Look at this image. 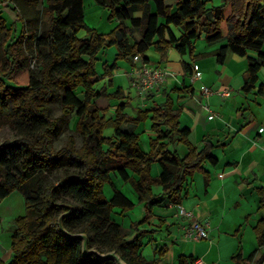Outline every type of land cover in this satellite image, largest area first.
<instances>
[{
  "label": "trees",
  "instance_id": "1",
  "mask_svg": "<svg viewBox=\"0 0 264 264\" xmlns=\"http://www.w3.org/2000/svg\"><path fill=\"white\" fill-rule=\"evenodd\" d=\"M5 1L0 0V8L10 10L14 25L8 27L0 13V127L8 125L17 137L0 142V199L21 190L25 213L12 218V258L0 264H114L94 254L84 256L82 238L69 236L78 233L86 236L88 249L115 250L126 264H156V259L147 260L140 251L144 230L137 228V222L130 223L136 235L127 239L122 226L111 217L114 207L123 212L133 207V202L114 187L111 172L130 182L138 200L147 203L146 219L151 208L166 196L175 205L181 203L186 178L201 171L206 162L217 163L211 153L215 144L207 137L200 148L191 144L190 129L181 127L180 109H174L166 92L164 101L139 108L135 115L126 111L129 102L124 100L116 105L113 115L107 116V109L97 101L102 97L123 98V89L117 86L107 93L95 84L106 78V86L113 85L119 59L133 64V57L138 55L148 63L144 53L149 48L159 54L160 61L167 59L171 48L193 58L194 44L202 36L208 44L224 38L221 26L225 22V43L215 50L216 61L223 63L228 51L246 57L241 89L249 94L258 86V93L264 95V82L257 85L259 71L264 68V0H222L213 6L207 5L211 0H95L109 9V19L118 21L108 33H98L85 24L84 0H45L41 7L40 0ZM227 7L230 10L226 15ZM18 20L22 21L19 34ZM82 28L87 29L88 36L77 35ZM110 46L116 47L114 60L103 63L99 76L97 54ZM252 50L256 54H250ZM31 60H35V68L30 66ZM181 66L184 72L190 71L187 62L182 61ZM56 87L62 94L60 114L54 117L50 115V103ZM79 87L83 89L82 98L75 92ZM145 98L152 100L154 95L149 91ZM72 113L77 117L74 130L82 135L80 146L69 134L64 144L54 148L59 125ZM147 119L156 136L149 139L146 152L139 145V134L123 126ZM109 126L113 133L106 136L104 130ZM178 144L186 146L184 155L175 149ZM12 148L15 153L3 155ZM154 162L161 167L157 176L151 174ZM65 164L74 170L48 178ZM207 181L205 174V185ZM106 182L113 189L110 199L103 192ZM153 185H160L162 193L154 194ZM256 192L258 208L264 209V186ZM253 231L257 248L244 259L240 253L233 256L234 262L253 260L258 251L255 263L264 262V217L257 220ZM166 251L163 245L156 252ZM194 261L184 254L177 257V264Z\"/></svg>",
  "mask_w": 264,
  "mask_h": 264
},
{
  "label": "crops",
  "instance_id": "2",
  "mask_svg": "<svg viewBox=\"0 0 264 264\" xmlns=\"http://www.w3.org/2000/svg\"><path fill=\"white\" fill-rule=\"evenodd\" d=\"M201 38L194 44L195 55L193 58L187 53L181 55L174 48L169 49L165 61H160L156 51H154V57H151L148 54L151 48L144 53L145 57L149 59L148 63L164 67L172 72L163 85L151 90L154 95L152 100H147L144 97L138 98L134 90L133 95L136 98L129 100L125 89L122 88L124 97L114 98L108 103L110 105L108 113H114L117 104L128 100L131 109L129 111L126 108V111L135 115L139 108H150L154 103L164 101V92H166L173 100L174 109H180L181 127L190 129L188 139L191 144L200 148L204 137L215 144L211 153L217 158V163L215 165L209 162L204 163L201 171L195 172L193 176L187 177L185 180L181 203L192 212V216H180L176 205L166 196L160 204L151 208L150 215L144 219L147 203L138 200L136 192L127 184L128 182L122 183L123 188L119 186V182L115 183L116 173L114 176L111 174V180L114 187L133 202V207L139 204L140 212H137L136 215L134 212L130 219L131 222H137L138 229L153 230L152 233L142 234V236L148 237L151 247L154 248V253L156 248L158 250L164 244L167 248L166 255L171 254L169 261L164 263L161 261L157 264H177L176 258L181 254L192 256L195 259L201 258L202 264L253 263L258 258L260 251L253 260L245 259L240 263L234 262L233 256L240 253L241 259H244L257 248L253 226L258 219L264 217V209L258 208L259 196L256 192L258 187L264 186V120L262 122L256 120V109L264 105V95L258 93L257 86L249 94H245L241 89L248 65L246 57L233 54L229 56V53L232 52L228 51L225 61L218 63L214 52L225 43V39L208 44ZM206 59L213 64L214 74L213 71L211 74V71L205 70L207 69L204 66ZM228 59L231 60L230 64H233L234 67H228ZM182 61L189 64V72L183 71ZM193 63H196L202 71L201 77L194 80L190 77ZM132 67L133 64L130 63L124 71L127 85L131 79ZM262 69L264 68L259 71L261 75L264 73ZM116 77L113 72V85L106 86L107 93L113 92L117 86H120L117 85ZM101 79L107 85V79ZM203 85L214 90V93L205 97L201 92ZM221 88H228L229 94L220 95L217 90ZM130 89L132 90V88ZM205 104L208 108L205 107ZM130 129L139 134V145L143 151L147 152L149 139L156 136V133L151 129V121L147 119L138 125H133ZM175 149L181 155L187 151L186 146L182 144L176 145ZM160 172V165L157 162L152 163L151 174L157 176ZM130 174L137 178L133 172L130 171ZM205 174L208 176L207 185L204 182ZM152 191L159 195L162 193V188L160 185H153ZM103 192L107 199L113 195V191L107 190L104 186ZM117 208L120 209V207L113 208L111 217L122 226L127 234V239H132L136 234L134 230L130 229L125 217L120 221L112 215ZM135 208L137 209V207ZM128 213L129 210L122 214L125 216ZM137 216H141L139 221L133 219ZM194 220L209 223L206 239L194 240L186 236V232ZM2 236L3 234L0 233V243L9 247L11 235L9 237L8 234L1 240ZM143 246L144 244L141 243L142 255L150 259L149 248L146 247L142 252ZM9 254L12 256L10 247ZM155 257L156 255L153 259ZM0 261L6 262L2 258L1 250Z\"/></svg>",
  "mask_w": 264,
  "mask_h": 264
},
{
  "label": "rangeland",
  "instance_id": "3",
  "mask_svg": "<svg viewBox=\"0 0 264 264\" xmlns=\"http://www.w3.org/2000/svg\"><path fill=\"white\" fill-rule=\"evenodd\" d=\"M167 2L168 3H174L175 0H168ZM4 3H7V2L4 0ZM221 3H222V0H211V1L207 2V5L213 6V5H219ZM43 5H45V0H40L39 7H41ZM0 10H1V12H0L1 16L6 21V25L8 27L11 25V23H12V25H14L13 24L14 23V17L11 15L10 10L7 8H4V7L2 9L0 8ZM229 10H230L229 7H227L225 10L226 15L229 13ZM152 11H154V7H153ZM140 14H141V12L135 13V15H140ZM47 17H48L47 14L43 15V19H46ZM84 21L88 27L94 28L98 33H108L118 24V21L116 19H114V18L109 19V9L105 6H101L100 4H97L95 2V0H84ZM160 21H162V19H160ZM126 24H129V22L126 21ZM221 27H222V30L224 33L223 39H225V36L227 33V24L225 22H222ZM21 28H22V21L18 20L16 22V29H17L16 33L17 34H19L21 32ZM134 34L137 35L136 32H134ZM77 35L79 37H86V36H88V31L86 28H82L81 30H79ZM202 38H203V36H202ZM202 38H201V40H203ZM130 40H132V38ZM262 51H264V46H262ZM250 52L255 54V52L253 50ZM115 53H116V47L115 46H110V47L104 48L100 52H98L97 61H96V71L98 72V74L102 73V65L104 62H108L110 64L114 60ZM148 54L151 57H154V55H155L154 49L151 48L149 50ZM229 54H230L229 56H231V54L236 55L233 52L229 53ZM229 59H230V57H229ZM230 61L231 60H229L228 67H231V66L234 67L233 64H230ZM204 63H205L204 66L207 68L205 70L211 71V74L213 71V74H214L215 71L212 70L213 64L210 62V60L206 59ZM129 65H130V62H128L127 60L119 59L118 60V66L119 67H118V69H116L114 71V75L117 76L116 77L117 85H120V86H122L123 89H125V91L127 93L126 96L129 98V100H132V99L135 100L136 97L133 95L135 90L132 88V86L130 84L131 79L129 81V85H127L126 77H124V71L127 68V66H129ZM262 72H264V69H262ZM101 80L102 79H99V81L96 82L95 88L100 89L103 87L106 89V83H103V81H101ZM261 82H264V73H262V75H261V73H259V81H258L257 85H259V83H261ZM130 88H132V90ZM75 92L80 98L83 97V89L81 87L77 88ZM61 94H62V89L56 87L54 89V99L50 103V115L51 116L55 117V116H58L60 114V96H61ZM136 96L138 98L141 97L139 95H136ZM110 100H112V99H109L107 97H102L97 101V103L100 107L107 109V111H106L107 116H110L113 113V112L108 113V109L110 106V105H108V103ZM132 104H133V102H132ZM127 109L128 110L131 109V106H129ZM256 111H257V113H256L257 119L256 120L258 122H262V120H264V105H262L261 107H258L256 109ZM76 120H77L76 115L74 113H72L69 117H67L65 123H61L59 125L58 132L55 134V136L53 138L52 146L54 148H58L59 146L64 144L66 142V138L69 134L74 135V137L76 139V146L77 147L80 146V144L82 142V135L79 132L74 130ZM132 126L133 125H131V124H126L123 126V128L128 130V131H131L130 128H132ZM112 133H113V128L111 126L107 127L104 130V135H106V136H110V135H112ZM15 137H17V134L8 125L3 124L0 127V142H2L5 138L13 139ZM13 153H15V148L6 149L3 152V155L9 156L10 154H13ZM65 170L66 171H73L74 167L72 165L65 164V165L61 166V168L53 170L48 175V178L54 179L55 177L62 175ZM111 174H112V176L115 175L114 172H111ZM114 177H115L114 178L115 183L118 184V182H119V186L121 188H123L122 183L124 181L121 179V177L118 174ZM2 178H3V175L0 172V179H2ZM127 184L132 187L130 182H128ZM104 187H106L107 190L111 189L113 191L112 186L109 182H106L104 184ZM138 206H139V204L135 205L131 210L128 209L129 213L125 216H123V214H122L125 211L123 212L121 210V208L120 209L117 208L116 211L112 215L114 217H116L117 219H119L120 221H122V219L125 217L128 225H130V223H131L130 217H132L133 213L135 212V215H136L137 212L138 213L140 212L138 210L139 209ZM135 207H137V209ZM120 210H121V212H120ZM24 213H25L24 194L21 190L15 189L8 196L4 197L3 199H0V233L3 234L1 240H3L4 236H6L8 234L10 237V235L12 233V229H13L12 218L17 216V215H22ZM140 218H141V216H137L133 219L139 221ZM152 232H153V230L144 229V232L140 234V243L144 244V246L142 247V252L145 250L146 247H148L149 251H150V255H151L150 259H148L146 257H144V258H146L147 260H153L154 255H156V257H155V259L157 261L156 264L160 263L161 261H162L161 263H164L165 261L166 262L169 261L171 258V254L166 255L167 251L165 252V254L164 253L159 254L158 252L154 253V250H153L154 248L151 247V243H149L148 237L142 236V234H150ZM247 244H248V242H247ZM163 245L164 244H162V246ZM9 247H8V245H4V244L0 243V248H1L0 250L2 252V258L6 262H8L12 258V256L9 254ZM155 250L157 251V248ZM176 261H177V258H176ZM247 264H256V263L255 262H253V263L248 262Z\"/></svg>",
  "mask_w": 264,
  "mask_h": 264
},
{
  "label": "built area",
  "instance_id": "4",
  "mask_svg": "<svg viewBox=\"0 0 264 264\" xmlns=\"http://www.w3.org/2000/svg\"><path fill=\"white\" fill-rule=\"evenodd\" d=\"M133 67L131 70V81L130 84L132 88L135 90V93L141 97L147 95V93L151 90H154L159 85H163L167 78L172 75V72L164 67L153 65L147 62H143L140 56H134L133 59ZM35 60H31L30 66L35 68ZM192 73L190 75L191 79H198L202 75V71L199 69L196 63L192 64ZM202 94L207 97L214 93V90L209 88L208 86L203 85L201 87ZM217 92L226 96L229 94L228 88H221L217 90ZM205 107L208 108L207 104ZM177 212L180 216L183 217H191L192 212L187 210L182 203L176 205ZM209 223L208 222H200V221H192L190 224L186 236L190 239L201 240L206 239L208 237ZM194 264H202L201 258H196Z\"/></svg>",
  "mask_w": 264,
  "mask_h": 264
},
{
  "label": "water",
  "instance_id": "5",
  "mask_svg": "<svg viewBox=\"0 0 264 264\" xmlns=\"http://www.w3.org/2000/svg\"><path fill=\"white\" fill-rule=\"evenodd\" d=\"M72 237L82 238V253L84 256H89L90 254H94L99 259H111L114 264H126V262L118 255L115 250L107 251V252H99L96 249H88L87 248V240L86 236L82 233L70 235Z\"/></svg>",
  "mask_w": 264,
  "mask_h": 264
}]
</instances>
